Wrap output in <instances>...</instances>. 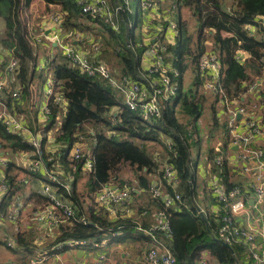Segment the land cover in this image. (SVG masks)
<instances>
[{"label":"trees","instance_id":"16d2710c","mask_svg":"<svg viewBox=\"0 0 264 264\" xmlns=\"http://www.w3.org/2000/svg\"><path fill=\"white\" fill-rule=\"evenodd\" d=\"M43 1L46 3L44 8L59 6L61 12L67 13L64 21L66 29L93 32L94 29L89 30L90 25L79 21V19H87L90 24L96 23L104 26L105 47L102 39V50L97 59L106 62L118 76L128 75L140 80L141 75L147 74V70L141 66L143 61L141 48L143 47H140L139 43L142 40L138 38L133 28L128 27L130 20L135 21L134 14L125 12L121 31L115 32L102 19L84 14L80 0ZM33 2L34 0H0V22L4 26V30L0 34V44L20 62L18 79L22 85L21 97H27V95H22L23 91L24 94L27 93L36 74L40 73V75L45 74V78L52 79L54 89H60L63 98L68 102L67 111L64 112L62 107L53 102L52 97L47 99L48 105L52 107V118L45 128L40 126L43 134L47 135L48 130L54 128L58 122L57 116H62L61 124L55 131L56 142L61 147L54 155L55 160L61 163L63 169L68 170L70 167L69 153L76 142L84 141L81 131L88 123L100 124L108 130L117 131L116 135L108 136L106 130L101 128L96 132V135L88 134L89 137L97 140L92 151L96 161L95 171L90 173L88 181L95 193L103 184L117 180L115 179L116 175L111 177V173L113 165L120 162H128L135 168L138 188L148 189L152 181L148 175L156 172L162 162L170 157L169 160L179 170V191L183 195L182 203L177 207L167 208L172 229L169 247L177 259V264H197L205 251H209L220 264H239V262L241 264L242 258L240 257L243 255L240 252L245 250V246L242 244L232 247L224 245L218 238L217 225L209 211L206 210L204 218L198 210V206L201 205L199 200H203L202 205H205V198H208L205 182L202 193L196 194L198 182L196 166L199 156L197 161H192L193 147L201 144L198 121L204 110V95H198V88L200 85L204 86L207 80L200 71V58L207 51L217 53L223 63L221 86L224 92L228 96L243 94L246 91L243 81L250 79V71H255L257 75L264 73V26L260 23L261 29H256L253 32L254 35H251L246 28L247 24L254 23L258 17H264V0H233L230 3H223L220 0H174L173 4L176 5L174 16L177 20L179 34L175 43L169 44L166 61H169L179 72V75L175 77L178 82V90L175 97L172 98L173 102L170 99L165 104L162 119L155 123L143 121L138 112L129 109L123 103L122 96L117 95L116 89L107 80L88 76L74 67L58 46L50 44V47L47 48L38 44L44 42H38L37 35L33 37L30 28L21 18V12L28 9ZM112 2H122V0H112ZM183 7H190L197 15L196 23L199 27L197 39L185 24L181 13ZM205 29L213 31L214 36V42L208 47L204 44L205 38L202 36ZM91 36L86 35V46H89L88 42ZM239 49L250 52L251 60L246 64L240 63L235 58ZM107 51L111 53V57L107 55ZM57 52L60 54L58 55ZM41 58L44 61L42 64L44 66L38 72L37 66ZM184 59H189L190 68L194 73L193 84L186 89L183 86L182 73L189 65H183ZM212 95H216L213 96V99L217 98L219 101L218 95L224 94L211 93L210 96L212 97ZM262 95H264V89ZM178 106L180 114L186 117V124L180 122L178 118ZM114 107H119L120 111L111 114L110 111ZM37 109L34 116L39 112ZM218 117H214L216 118L214 119L215 126L221 127V129L222 126L225 128V119ZM160 134L171 140V145L177 153L169 149L168 142L164 141ZM0 140V148L8 147L13 154L12 157L8 156L10 160L5 167L9 189L0 202V213L5 216L24 184V182L17 181L18 172L24 173L26 176L30 174L27 167L16 161L17 155L20 152H32L35 149L21 135L7 132L1 121ZM149 143L162 145L159 149L162 152L161 162L155 161L153 158L154 154L152 155L148 148ZM212 148L208 153V159L212 158ZM3 154L7 156L5 152ZM50 165L51 163L47 162V166ZM145 168L146 171H144ZM81 170L79 168V171ZM76 175L73 180V192L69 195L73 201H77L76 181L78 177ZM200 195H204L205 198H200ZM41 196L38 201L44 205L46 199ZM150 197L148 202H140L143 205L138 203L136 208L138 215L116 221L109 220L103 213L94 212L92 205L85 211L82 206L76 203L78 210L74 216L73 224L61 226L57 240L91 239L93 237L101 239L105 233L110 234L111 231L119 228L122 234L115 236V240L128 238L148 240L147 235L137 229L139 224L148 227L152 222L150 215V219L141 215L143 210L148 209L152 213L154 210L165 208L161 201L154 199L151 195ZM152 204L157 209H152L150 207ZM84 215L89 219L87 223L82 221ZM32 236L26 232L18 233L15 240L20 247L32 253V249L29 248L34 241V236L31 239ZM238 254H240L239 257Z\"/></svg>","mask_w":264,"mask_h":264},{"label":"built area","instance_id":"2783aa9c","mask_svg":"<svg viewBox=\"0 0 264 264\" xmlns=\"http://www.w3.org/2000/svg\"><path fill=\"white\" fill-rule=\"evenodd\" d=\"M163 3L164 0H122L114 3L112 0H80L84 14L102 19L115 32L121 31L125 12L135 15L134 23L138 26L141 23L142 41L139 45L145 48L142 60L146 62L144 64L142 61L141 66L147 70V74L141 75L140 80L128 75L118 76L106 62L97 59L102 50L100 39L91 38L88 42L89 46L80 47L79 32L72 30L69 36L75 35V38L69 40L63 33V19L66 17L64 15L67 14L66 12L49 14L36 39L38 42L47 41L58 46L62 54L82 73L107 80L121 94L123 103L129 109L138 112L143 121L155 123L162 119L165 104L175 97L178 90L175 77L179 72L169 61H166L169 44H174L179 34L174 16L176 5L172 3L169 13V9L163 7ZM134 7H137L135 11ZM139 11L142 18L139 16ZM143 23L145 24L142 25ZM260 23L264 26V17H258L254 23L246 25L251 35H254L256 29H261ZM133 25L130 20L128 27L133 28ZM142 31H151V33L144 34ZM83 39L84 37L81 38V43ZM0 55L3 64L0 72V121L7 132L21 135L34 147L35 150L32 152H20L21 158L29 159L25 166L30 172L43 173L46 178L39 188L46 202L34 210L31 217L33 230L37 235L36 241H33L30 248L32 254L30 253L28 259L29 264H48L50 253L53 251H71L77 248L89 250L106 245L108 242L106 237L57 240L61 225L73 224L78 210L73 199L65 195L62 190V187L69 188L63 181L64 169L54 158L61 147L54 135L48 134L49 131L44 135L37 127L29 126L24 114H19L17 109L15 110L14 104L21 103L19 100L22 85L18 79L20 62L1 44ZM235 58L240 63L246 64L251 59V55L246 50L239 49ZM222 68L223 63L217 53L207 51L201 56L200 71L202 76L207 78L205 87L208 90L218 93L222 91ZM249 76V80L243 81L246 95L242 96V100L240 98L244 93H239V96L218 95L220 104L218 116H226L225 132L228 139L224 143L218 142L212 148V158L208 159L209 162L204 168L208 198L200 195V198H205V205H199L198 210L204 214L206 210L209 211L217 225V235L222 243L230 247L236 244L244 245L256 264H262L264 262V248L261 249L264 247V218L261 217L264 215V95H262L264 73L257 75L251 70ZM48 79L44 86L47 99L52 97L53 102L66 112L67 100L63 98L60 89H54L52 79L50 77ZM116 109L118 113L119 107ZM38 111L37 121L46 127L52 118V107L45 101L44 104L41 103ZM57 119L55 131L61 124L62 116H57ZM109 133V136L116 135L117 131L109 130ZM171 144L169 140V149L177 153ZM50 147H56V150H51ZM153 158L161 162V150L155 151ZM169 158L162 162V168L158 171L160 173L152 178L149 188L143 189L148 190L150 195L161 201L165 207L152 213L148 209L143 210L141 215H150L152 222L148 227L141 224L137 226V229L148 237V240H145L144 252V259L148 264H177V259L166 242L172 239L167 208L177 207L182 203L183 195L179 191V170ZM9 160L8 156L0 153V197L2 198L9 189L5 174ZM47 162L51 165L47 166ZM69 162L70 168L75 172L79 168L89 173L95 171L96 161L92 149L85 141L74 144L69 153ZM251 200L254 202L251 203ZM134 204L132 188L127 183L111 181L97 190L92 207L94 212L103 213L109 220L116 221L136 215ZM12 207L11 213L8 212L9 214L5 216L0 213V223L4 218L14 222L18 220L23 205L18 203ZM88 220L86 215L82 217L83 222L87 223ZM110 234L119 236L122 231L119 228L111 231ZM47 242L50 244L41 246ZM7 246L11 249L15 248L16 240H9ZM197 264H210V262L208 257L204 256Z\"/></svg>","mask_w":264,"mask_h":264},{"label":"rangeland","instance_id":"374dc122","mask_svg":"<svg viewBox=\"0 0 264 264\" xmlns=\"http://www.w3.org/2000/svg\"><path fill=\"white\" fill-rule=\"evenodd\" d=\"M223 3H230L231 1L233 2V0H220ZM174 2V0H164L163 3V7L165 9H169V13L171 11V5ZM137 9V7H134V11ZM59 13L61 12V8L60 7H54V8H44V2L42 0H34V2L32 3V5L24 10L23 12H21V18L22 21H24L27 26L30 28L31 33L33 34V37L38 35L39 32H41V29L43 28L44 24H42L41 22L44 20H47V16L51 13ZM63 12V11H62ZM140 12V11H139ZM66 15V14H64ZM139 16L141 17V12L139 13ZM182 16L185 19V24L187 25L188 29L190 32L193 33L195 39H197V36L199 34V27L198 24L196 23L197 21V15H195L192 11V9L190 7H183L182 9ZM142 18V17H141ZM140 18V19H141ZM145 19V17H144ZM65 21V17L63 19V25ZM79 21H83V23L90 25L89 30L91 31V29H94L93 32H83L79 29V35L80 37H84L82 43L84 44L86 41V35H92L91 38H95V39H103V43H104V47H105V41H104V37L106 35V33L104 32V26H101L99 24H90L88 22L87 19H79ZM142 21V19L140 20V22ZM153 20H151L150 23H152ZM131 22L134 24L133 25V29L135 31V34L138 36V38L142 40L141 37V23L138 25H136V23H134L133 20H131ZM145 23H143L142 25H144ZM0 26L3 29V23L0 22ZM67 27V26H66ZM65 26H63V33L66 35V37L68 36V39L71 40L73 38H75V35H70L69 33L72 32V30L70 29H66ZM1 28H0V34H1ZM71 29H73L71 27ZM3 31V30H2ZM144 32V34H150L151 31L147 32V31H142ZM213 31L205 29L202 36L205 38L204 44L208 47V45H211L212 42H214L213 40ZM81 38L79 40V43H81ZM33 41V39H32ZM44 43H47V41H45ZM78 43V44H79ZM49 46L50 42H48ZM140 46V45H139ZM141 47V46H140ZM60 49V48H59ZM143 50L142 54L145 52V48H141ZM61 51V49H60ZM58 53V52H57ZM107 55L109 57H111V53L110 52H106ZM60 53H58L59 55ZM45 57V56H44ZM109 64H111L109 62ZM114 65V64H111ZM183 65H189V67L183 71L182 73V78H183V86L184 88H188L191 84H193V78H194V73L192 72V69L190 68V61L189 59H184ZM40 67H38V69L41 70L42 68V64L40 63L39 65ZM116 66V65H115ZM118 66H117V70H118ZM37 69V70H38ZM43 69V68H42ZM38 72H40L38 70ZM45 74H41L37 73L32 84H30L29 86V90L27 91L26 94H24V91L22 93V95H27V97L22 96L20 98V102H22L20 105H15L14 104V108L15 110L17 109V112H19V114H24V116H27L28 122H30V126L33 125V118L32 115L34 116V112L36 111V108L39 109V107L41 106V103L44 104L45 101H47V95H45V82H46V78L48 79V77L45 78L44 76ZM47 82L49 83L50 80L48 79ZM117 91V90H116ZM117 95L121 96V94L117 91ZM211 93L214 94H218L217 91L214 90H208L203 85H200V87L198 88V95H204V110L203 113L198 121V124L200 126V131L199 133H201V144L196 145L195 147H193V155H192V161H197V158L199 156L198 159V165L196 166V174H197V192L196 194L199 195V193H202L201 191H203L204 188V181H205V172H204V168L207 164V162H209L208 160V153L211 150L212 147H214L219 141H223V134L225 133V128L224 126L218 128L217 126H215V121L214 118L216 114V111L220 110V108H216L213 104V96L216 95H212V97L210 96ZM221 94L227 95L224 90L222 89V91H220ZM174 99H172L173 102ZM215 100V98H214ZM36 101V102H35ZM33 102H35V104L33 105ZM11 103V102H10ZM48 104V101H47ZM37 105V106H36ZM34 107V108H33ZM117 107H114L110 113H116L117 112ZM23 109V110H20ZM37 109V110H38ZM178 110V118L180 120V122L185 123L187 122L186 117L184 115L180 114V107H177ZM217 111V112H218ZM32 113V114H30ZM219 118H223L226 120V116L225 115H219ZM47 125V123L45 124V126ZM43 127V124H37V128L39 127V129H41V127ZM45 128V127H44ZM104 128L102 125H92L91 123H88L86 126H84L83 131H81L82 137H84V141L86 142L87 146L92 149H94L97 140L93 139L92 137H89V133H92L94 135H96V132H98L99 129ZM106 130L107 135L109 136V130L104 128ZM56 130V125L54 128L49 129L48 131L54 132ZM42 131V130H41ZM56 134V133H55ZM161 135V134H160ZM55 136V135H54ZM161 137H163L162 139H164V141H169L170 139L165 137V135H161ZM1 141V140H0ZM79 142V141H78ZM5 143V142H3ZM77 143V142H76ZM162 147L161 144L156 145L155 143H149L148 148L151 151V154L153 155L155 153V151H157L158 149H160ZM5 152L7 154V156L12 157V150L9 149L8 147H4V148H0V153L1 152ZM16 161L23 165L22 163V159H21V155L20 153H18L17 155ZM113 172L111 173V177H114V175H116L117 182H122V183H127V184H136V173L137 171L135 170V168L131 165H129L128 162H120L119 164H114L113 165ZM20 177H26L24 173L18 172ZM77 173V175H76ZM141 173V172H140ZM28 174V173H27ZM78 177V180L76 181V185H77V189H76V198L77 201H74V203L82 206L83 209H85V211L92 205L93 202V198H94V193L95 191H93L91 189V187L89 186V177H90V173L86 172V171H73L70 167L68 168V170L64 169V174H63V181H65L68 185L69 189H66L65 187H62V190L64 192L65 195L69 196L72 192H73V180H74V176ZM17 181L19 182L20 179H17ZM115 181V180H112ZM25 189L27 187H24ZM147 192L143 193V197H144V202H148L149 199H151L150 197V192L148 190H145ZM20 192V191H19ZM23 192V191H22ZM149 192V193H148ZM71 197V196H69ZM199 197V196H198ZM72 198V197H71ZM40 203V202H38ZM203 200H199V204L202 205ZM77 205V206H78ZM10 220V219H9ZM8 220V222H9ZM3 228V227H2ZM5 231H2L0 233V238H3V236L5 235ZM30 236L33 235L32 232L29 233ZM34 237H35V233H34ZM7 239L8 236H4V238L2 239L3 241L0 242V263L3 262H11L14 261V259L16 258V253L7 246ZM33 239V236L32 238ZM9 241V240H8ZM32 254V253H31Z\"/></svg>","mask_w":264,"mask_h":264},{"label":"crops","instance_id":"0c3cea01","mask_svg":"<svg viewBox=\"0 0 264 264\" xmlns=\"http://www.w3.org/2000/svg\"><path fill=\"white\" fill-rule=\"evenodd\" d=\"M44 7H46L45 2H44ZM57 7H59V6H57ZM181 13H182V10H181ZM41 23L44 24L45 23L44 20ZM0 28H1V26H0ZM2 30H4V26H3V29L1 28V33L3 32ZM141 37H142V35H141ZM38 44H41L42 46L47 47V48L50 47L48 43H43V44L38 43ZM79 46L82 47V46H85V44L83 45L82 43H80ZM249 54H250V52H249ZM0 59H1V55H0ZM263 61H264V59H263ZM143 62L145 64L146 61L143 60ZM40 63L41 64L44 63L42 58L40 59V62L38 64L37 68L40 67L39 66ZM2 65L3 64L0 60V72H1L2 67H3ZM244 95H246V93L241 95V98H240L241 100H242V96L244 97ZM234 96H239V95H234ZM213 103L217 108H220V104H219V101L217 100V98L215 100L213 99ZM218 112H217V115L215 114L216 117L218 116ZM25 117L27 119V116H25ZM32 118H33L32 127L35 128L37 126V124H39L37 121V115L32 116ZM28 120L29 119H27V121ZM28 124L30 126V122H28ZM48 134L55 135V132L49 131ZM222 136H223V141H219V142L224 143L228 139L227 133L225 132ZM166 142H168V141H166ZM50 149L56 150V147H50ZM1 153H3V151ZM21 159H22V163L24 166H25L26 162L27 163L29 162V159H25L23 157ZM207 164H208V162H207ZM161 168H162V166L156 172L150 173L148 175V177L150 179H152L153 177H156L157 174L160 173L158 171L161 170ZM152 175H155V176H152ZM18 179H20L19 182H24V184L22 185L23 187L21 188L20 192L17 193L18 196L16 197V199L12 203V206L17 205L18 203H21L23 205V207L21 209V213H19V218L16 222L11 221L8 218H4L2 220V223H0V233L2 231H5V233H6L5 235L8 236L7 242H8V240H11V239L15 240V237H16V235H18V233H25V232L26 233H30V232L33 233V231H34L33 230V223L31 222L32 213L34 210H36L38 208L37 206L40 207V205H42L41 203H38L39 202L38 199L41 195L39 192V188L41 187L42 181L46 179L45 174L30 172V174H28L26 177L18 176ZM136 184H137V182H136ZM136 184L135 185L134 184H128L132 188V193H134V192L137 193L136 195L133 194L134 199H135V203H136V204H134L136 206L135 208H137L138 203H140V202L145 203L143 193L147 192V191L143 190L142 188L138 189ZM24 187H27V188L25 189ZM1 200H2V197H0V202H1ZM140 204H142V203H140ZM35 207H37V208H35ZM150 207L152 209H157V208H155L156 206L154 204L150 205ZM263 208H264V206H263ZM12 210H13V207H11L9 209V213H11ZM136 211H137L136 215H138V209H136ZM145 217L150 219L149 216H145ZM261 217L264 218V215H261ZM8 220H9V222H8ZM63 225H72V224L65 223ZM63 225H61V226H63ZM34 233H35V237H36L37 234L35 231H34ZM34 233H33V236H34ZM4 236H3V238H4ZM115 236H111V234L105 233L104 237H106L108 239L107 244L104 246L91 248L89 250L83 249V248H77V249H74L71 251H60V252L53 251L50 253L51 256L49 258L48 264H148L144 259V252L146 250V246H145L146 241L145 240L135 239V238L115 240L116 239ZM35 237H34V241H36ZM3 238H0V242L3 241L2 240ZM51 241H52V239H51ZM166 242L169 245V241L166 240ZM49 244H50V242H47L41 246H46ZM29 248H31V246ZM263 248L264 247H261V249H263ZM12 250L16 253V258L14 259V261L3 262L0 264H10V263L29 264L28 259L31 256L29 251L20 247L19 244H17V246L15 248H13ZM240 253H242L241 255H243L240 257V258H242L241 264H256L255 260L252 259L251 255L246 250H244L243 252H240ZM239 255L240 254H238V257H239ZM102 256H104V257L102 258ZM204 256L208 257L210 264H220L218 262V260L209 253V251L203 252L202 257H204ZM239 264H240V262H239ZM262 264H264V262Z\"/></svg>","mask_w":264,"mask_h":264},{"label":"water","instance_id":"95a60500","mask_svg":"<svg viewBox=\"0 0 264 264\" xmlns=\"http://www.w3.org/2000/svg\"><path fill=\"white\" fill-rule=\"evenodd\" d=\"M254 201L253 200H251V203H253ZM201 215H202V217H204L205 218V214L204 213H201ZM224 244V243H223ZM224 245H226V244H224ZM226 246H228V247H230L229 245H226Z\"/></svg>","mask_w":264,"mask_h":264}]
</instances>
